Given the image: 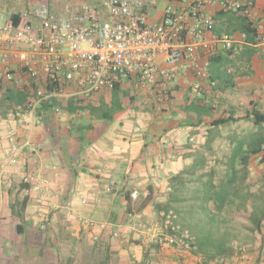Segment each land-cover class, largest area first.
Wrapping results in <instances>:
<instances>
[{
  "label": "crops",
  "instance_id": "crops-1",
  "mask_svg": "<svg viewBox=\"0 0 264 264\" xmlns=\"http://www.w3.org/2000/svg\"><path fill=\"white\" fill-rule=\"evenodd\" d=\"M66 1L49 0V5L57 11ZM170 2L178 0L151 1L153 20L161 18ZM5 8L0 5V18ZM256 10L263 15L264 0H257ZM209 12L215 19L216 35L243 32L235 30L237 22L231 17L242 15L221 6L210 7ZM209 71L203 97L194 96L196 77L187 72L172 84L170 99L162 107L136 82H124L119 91H102L81 100L74 112L56 113L51 103L44 102L38 110L44 115L36 130L39 148H26L18 164L4 174L0 236L12 240L33 233L42 241L38 257L48 262L60 254L47 244L50 233L42 227L46 215L51 224L47 228L51 230L57 222L79 240L72 252L79 259L75 264H220L207 260L197 247L191 251L163 245L151 252L154 243L142 232L160 225L163 209L174 211L180 224L190 218L191 207L200 211L219 207L212 205L215 198L204 204L207 178L234 177L227 189L224 216L241 235L239 239L255 240L257 245L243 248L221 264H264V248H259L264 221L256 230L250 220L253 205L264 198V122L255 121L253 115L254 111L264 113V42L255 37L231 50L219 48L210 58ZM212 79L217 81L215 87ZM115 94L130 105L124 113L103 118L91 115V108ZM25 100L21 89L0 84V163L9 127L17 126L22 136L26 133L14 116ZM260 154L262 161H258ZM25 175L31 176L30 182L23 180ZM38 181L45 190L44 200L35 188ZM220 190L217 186L215 191ZM25 195L28 204L18 213L15 204ZM149 195L152 200L146 203ZM84 215L109 223V228L93 232L78 220ZM136 232L142 239L134 238ZM93 234L99 235L98 242L90 239Z\"/></svg>",
  "mask_w": 264,
  "mask_h": 264
},
{
  "label": "built area",
  "instance_id": "built-area-1",
  "mask_svg": "<svg viewBox=\"0 0 264 264\" xmlns=\"http://www.w3.org/2000/svg\"><path fill=\"white\" fill-rule=\"evenodd\" d=\"M151 1L68 0L61 10L42 4L23 12L18 23L12 19L0 23V84L26 93L24 104L17 106L14 114L26 133L22 136L17 126L8 129L0 187L22 151L39 148L36 130L44 115L38 110L44 102H80L114 90L118 84L136 82L162 107L170 99L172 84L187 72L196 77L194 96L203 97L211 56L219 48L231 50L248 39L245 32L216 35L210 7L221 6L247 18L256 28L258 40L264 42V13L260 16L257 12V0H178L177 4L168 3L158 20H153L149 10ZM210 83L217 85L213 79ZM53 107L56 113L63 111L58 104ZM262 159L260 154L258 161ZM23 180L30 182L31 176L25 175ZM35 188L43 200L47 198L42 182ZM162 217L159 232L152 234L151 252L163 245L196 249L193 237L178 223L174 211H163ZM135 234L136 238L141 236Z\"/></svg>",
  "mask_w": 264,
  "mask_h": 264
},
{
  "label": "rangeland",
  "instance_id": "rangeland-1",
  "mask_svg": "<svg viewBox=\"0 0 264 264\" xmlns=\"http://www.w3.org/2000/svg\"><path fill=\"white\" fill-rule=\"evenodd\" d=\"M88 1L98 2L99 0ZM1 4L6 7L5 16L0 18V23H4L8 19L9 13L11 11L15 10L23 12L28 9L32 10L42 4H49V0H0V5ZM104 91L107 92V90ZM104 99L105 100H102L100 102L99 106H92L93 108L90 109L91 115H99L101 117L116 114L119 115L121 113H124L130 107L129 104L127 105L126 103H123L119 99V96H117L116 94L111 99ZM207 179H209V183L205 185V188L207 190L203 193L204 204H207L211 201L210 196H212V193H217L215 191L217 186H219L220 189H224V187L228 189V187L234 181V177L214 178L213 176H209ZM257 196L258 194L256 193L255 197L252 198L255 199L257 198ZM221 199H223L222 193L218 195V198H215V200L217 201L212 202L213 206L217 205L218 203L219 207L201 208V211L198 207H191L190 209H188V211H190V218L188 220L183 219L182 223L180 222L182 228L189 231L194 239V242H196L197 238L200 245L204 247L203 253L204 255L206 254L205 256L207 260H213L220 264L225 262L227 259H230L233 254H236V252L238 253L243 248L251 246V249H254L257 245V241L255 240L244 241L242 238L239 239V236L241 235L238 232L234 231V225H231L229 223V219L224 216V213L226 211L223 208H220ZM199 203H202V201L198 202V204ZM261 205L264 206V198L263 202L256 201V203L253 205L254 213H256L259 218L264 215V207H260ZM252 209L250 212H252ZM43 219V221H45V223L42 225V227H44L43 230L47 231L45 232L46 234L50 233L47 239V244L53 250H57L60 255L54 257V259H51L48 262L40 259L38 257V253L40 252L42 241L37 240V237L33 235V233L20 235L16 239H14V236L12 237V240L1 235L0 264H75V262L79 260L78 258L76 259L75 256L72 257V252H74L79 246V240L77 241L76 236H74L65 226L58 225L57 222L56 224L54 223L52 229L50 230V228H47L49 227L48 225L50 224V220H48V217L46 215ZM78 220L81 223L87 225V227L90 228L93 232L94 230H107L109 228V223L98 221L95 218H89L87 215L80 216ZM252 220L251 222H253ZM90 223L94 224L91 225ZM101 224H103L105 228L100 229L98 225ZM145 231L146 232L142 233H147L151 242H153L152 234H154L155 232V234H157L159 232L157 225L155 227H148L145 229ZM113 235L115 237L120 236L119 232H114ZM87 237L89 238V236ZM136 237L137 235L135 234L134 238L140 240L143 236H139V238ZM91 238L94 239V241L98 242L99 235L93 234L90 236V239ZM259 248H264V241L263 244L260 243ZM97 259H99L98 256Z\"/></svg>",
  "mask_w": 264,
  "mask_h": 264
},
{
  "label": "trees",
  "instance_id": "trees-1",
  "mask_svg": "<svg viewBox=\"0 0 264 264\" xmlns=\"http://www.w3.org/2000/svg\"><path fill=\"white\" fill-rule=\"evenodd\" d=\"M21 16H22V12L16 11V12H13L11 14L10 19H12L14 22L18 23L21 20ZM222 16H223V14H222ZM231 17L233 19H235V21L237 22V24H236L237 26H236L235 30H241V31L245 32L248 35V38L250 40L254 41V38L257 37V31H256V28L253 26V23L251 21H249L247 18L242 17V16H235V14L234 15L232 14ZM116 91H119V84L114 88V92H116ZM78 103H79V101H75L74 99L64 100V101L54 100L53 105L58 104L62 110L64 109V110H69V111L74 112L78 108ZM253 115H254L255 121H258L260 123L264 122V113H261L260 111H254ZM27 186H28V184H25L24 188H26ZM220 191L219 192L223 194V199H221V201H220V204H221L220 208H223V205L225 204V199L227 196V189H226V187H224V189L221 188ZM219 192L212 194V196H210V198H218V195L220 194ZM28 200H29V197L27 195H25L23 199H21V198L18 199L17 204H15L16 207H14V210L16 209L18 211V213H21L22 211H24L27 204H28ZM151 200H152L151 195H149V196H147V198H145L146 203L151 201ZM260 207H263V206L261 205ZM163 210H165L166 212L169 211L168 209H163ZM250 220L253 221L255 229L260 230V228L262 226V222L264 220V215L259 218V216H257L256 213H254V207H253L252 212H251V216H250ZM194 243H195L196 247H198V250H200L202 252L204 251L203 250L204 247H202L200 245L199 240L197 238H196V242H194Z\"/></svg>",
  "mask_w": 264,
  "mask_h": 264
}]
</instances>
